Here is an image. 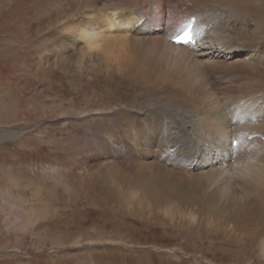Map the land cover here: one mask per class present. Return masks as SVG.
Returning <instances> with one entry per match:
<instances>
[{"label": "bare ground", "instance_id": "1", "mask_svg": "<svg viewBox=\"0 0 264 264\" xmlns=\"http://www.w3.org/2000/svg\"><path fill=\"white\" fill-rule=\"evenodd\" d=\"M43 1L34 25L50 45L46 66L87 65L118 75L117 89L127 92L117 102L124 127L109 132V143L72 146L93 163L83 181L90 194L101 204L123 197L122 207L150 224L199 229L215 250L233 249L228 260L264 261V0ZM182 17L202 18L189 48L170 41ZM106 108L55 118L63 126L62 116L93 122L103 111L124 114ZM62 188L66 199L70 189ZM38 216L26 212L21 226L34 227Z\"/></svg>", "mask_w": 264, "mask_h": 264}, {"label": "rangeland", "instance_id": "2", "mask_svg": "<svg viewBox=\"0 0 264 264\" xmlns=\"http://www.w3.org/2000/svg\"><path fill=\"white\" fill-rule=\"evenodd\" d=\"M1 3L0 264H253L248 254L234 256V261L226 259L233 249L215 250L199 229L163 227L142 220L129 207H122L123 197L117 205L98 203L83 184L93 163L76 157L72 146L83 145L86 150L102 146L110 142V131L124 127L125 107L117 103L127 101V92L117 89L124 87V80L115 74L114 78L98 76L87 65L48 68L45 54L50 45L40 25H34L35 16L43 14L44 1L19 0L15 6ZM110 89L119 93L111 95ZM108 106L124 114L110 118L103 111L93 122L62 116L63 126L55 118L64 110L81 113ZM63 183L70 189L66 199L59 197ZM30 210L39 215L38 222L25 229L20 223ZM79 240L82 243L75 246ZM260 260L263 264L261 255Z\"/></svg>", "mask_w": 264, "mask_h": 264}, {"label": "snow or ice", "instance_id": "3", "mask_svg": "<svg viewBox=\"0 0 264 264\" xmlns=\"http://www.w3.org/2000/svg\"><path fill=\"white\" fill-rule=\"evenodd\" d=\"M176 43H181V42H184V43H187L188 42V39H189V36L187 33H185L184 35H178L176 36Z\"/></svg>", "mask_w": 264, "mask_h": 264}]
</instances>
